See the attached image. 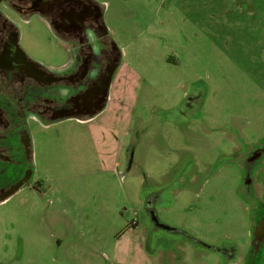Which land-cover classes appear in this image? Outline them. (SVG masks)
<instances>
[{"label":"rangeland","instance_id":"1","mask_svg":"<svg viewBox=\"0 0 264 264\" xmlns=\"http://www.w3.org/2000/svg\"><path fill=\"white\" fill-rule=\"evenodd\" d=\"M90 1L122 53L108 105L32 124L33 176L0 203V264H239L243 164L264 144V0ZM18 25L34 62L72 59L40 19ZM150 201L180 233L154 226Z\"/></svg>","mask_w":264,"mask_h":264},{"label":"flooded vegetation","instance_id":"2","mask_svg":"<svg viewBox=\"0 0 264 264\" xmlns=\"http://www.w3.org/2000/svg\"><path fill=\"white\" fill-rule=\"evenodd\" d=\"M33 18L71 47L72 59L58 70L34 62L20 46L18 21ZM121 57L101 8L90 0H0V203L33 176L32 124L88 120L99 108L104 111ZM259 149L258 159L255 149L243 164L253 231L239 264H264V194L258 196L256 188L263 177L264 144Z\"/></svg>","mask_w":264,"mask_h":264},{"label":"water","instance_id":"3","mask_svg":"<svg viewBox=\"0 0 264 264\" xmlns=\"http://www.w3.org/2000/svg\"><path fill=\"white\" fill-rule=\"evenodd\" d=\"M116 71V67L114 68V70H112V72H111V74H110V77H109V82L111 81V79H112V77H113V75H114V72ZM103 111V108L101 107V108H99L97 111H95L94 113H92L91 114V117H93V116H96L97 114H99L100 112H102ZM257 156H256V159H258L259 158V156H261L260 154H256ZM153 206L148 202V204H147V209H148V212H149V214L151 215V217H153V222H154V226L156 227V228H159V229H164L165 231H167V232H172V233H174V232H178V231H176L175 229H173V228H170V227H167V226H164L160 221H159V219L157 218V216H156V213H155V211H154V209L152 208ZM155 228V229H156ZM178 233H180V232H178ZM210 249H213V250H215V248H210Z\"/></svg>","mask_w":264,"mask_h":264},{"label":"crops","instance_id":"4","mask_svg":"<svg viewBox=\"0 0 264 264\" xmlns=\"http://www.w3.org/2000/svg\"><path fill=\"white\" fill-rule=\"evenodd\" d=\"M103 112V111H102ZM102 112H100L99 114H101ZM99 114H97L96 116H98ZM96 116H94V117H96ZM94 117H91L90 119H88V120H78V121H89V120H91L92 118H94ZM61 123V122H60ZM56 125V124H55ZM45 127H50V126H52V125H44ZM151 202L152 201H150L149 203L151 204ZM147 206V205H146ZM153 206V205H152Z\"/></svg>","mask_w":264,"mask_h":264}]
</instances>
